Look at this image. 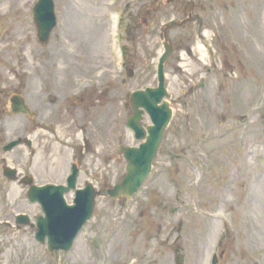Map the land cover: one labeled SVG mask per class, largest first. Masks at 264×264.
<instances>
[{
  "label": "rangeland",
  "instance_id": "374dc122",
  "mask_svg": "<svg viewBox=\"0 0 264 264\" xmlns=\"http://www.w3.org/2000/svg\"><path fill=\"white\" fill-rule=\"evenodd\" d=\"M52 1L57 24L42 43L36 0H0V264H211L214 253L216 264H264V0H194L188 23L169 30L173 117L132 199L98 197L66 253L48 252L34 225L17 227V213L35 224L42 212L27 186L2 176L7 164L29 172L28 147H2L38 133L40 159L66 164L61 136L88 126L95 147L83 158L98 165L97 188L120 181L126 163L117 147L138 144L125 127L128 95L156 86L162 25L184 18L189 2L108 0L107 9L104 0ZM107 10L118 19L111 55ZM15 93L34 121L9 111ZM50 164L36 170L40 179L59 172Z\"/></svg>",
  "mask_w": 264,
  "mask_h": 264
},
{
  "label": "water",
  "instance_id": "95a60500",
  "mask_svg": "<svg viewBox=\"0 0 264 264\" xmlns=\"http://www.w3.org/2000/svg\"><path fill=\"white\" fill-rule=\"evenodd\" d=\"M190 8L191 4L188 11H190ZM34 19L39 39L46 42L51 29L55 25L51 0L38 1L34 9ZM187 20L188 18L182 21L171 20L162 29L164 51L160 55L157 64V87H147L144 90H136L130 94L129 102L133 113L129 116L126 126L134 132V137L137 140L145 138V141L140 143L138 147L120 146L118 148L127 162L126 174L119 183L106 190V194L111 198L132 197L150 171L151 162L156 156L164 128L171 117L169 103L166 100L162 102L164 97H168L164 88L163 67L171 51L166 33L169 28L180 26ZM128 74L130 75L131 72ZM9 102L11 112L31 116L24 99L20 95H12ZM144 112L149 116L152 123V125L146 127L147 135L141 126ZM18 143H20V139L10 142L4 149L9 150ZM6 170L9 173H6ZM6 170L4 175L13 178L14 171L11 169ZM74 179L75 175L69 180L70 183L67 187L56 185L33 186L28 191L29 201L38 202L44 213V216L37 217L35 238L40 243H44L45 238H47V246L50 252L54 250L66 252L70 249L81 227L92 214L96 195L100 194L91 185H87L85 189L76 190L74 205H67L63 194L69 192L70 189H74ZM15 220L17 224H28L29 222L26 215H18Z\"/></svg>",
  "mask_w": 264,
  "mask_h": 264
},
{
  "label": "flooded vegetation",
  "instance_id": "af4514ba",
  "mask_svg": "<svg viewBox=\"0 0 264 264\" xmlns=\"http://www.w3.org/2000/svg\"><path fill=\"white\" fill-rule=\"evenodd\" d=\"M35 115L33 113L32 119L30 121H34ZM79 130V133H78ZM38 133L35 135H29L30 139V145H29V163H28V169L29 172L34 177V183L39 184H45V183H64L66 181V178L71 172L72 166L75 167L78 170L77 175V184L78 185H84L87 182H95L98 184V165L94 166L92 165L91 159H87L84 162L83 156L86 153V150L90 148L92 152H94L95 144L93 143V137L95 134H92L90 131V127H80L77 125V127H72V125L68 126L66 133H63L61 136L62 142L59 144L61 147L64 148V154H67V160L66 164L65 161L61 163V165H52L51 163V156H48V158H45L43 156V159H40V152L37 150L39 146V136H37ZM93 136V137H92ZM44 147L45 144H43L42 152L44 153ZM96 153H98V150H96ZM85 163V166H84ZM52 165V169H59L60 173V180L53 179L51 177H56L59 172L56 170L49 172L47 174L48 178H42L40 179V176L38 177V173L36 170L40 167L44 170V168ZM37 165V166H36ZM35 169V173L34 170ZM50 171V170H49ZM45 175V174H44Z\"/></svg>",
  "mask_w": 264,
  "mask_h": 264
},
{
  "label": "bare ground",
  "instance_id": "6f19581e",
  "mask_svg": "<svg viewBox=\"0 0 264 264\" xmlns=\"http://www.w3.org/2000/svg\"><path fill=\"white\" fill-rule=\"evenodd\" d=\"M105 21H106V35H107V38H108V29H107V26H108V22H107V17L105 16ZM107 47L109 48V53L111 51V47L109 45V43L107 42ZM198 49H199V52L201 53V55L204 57L205 56V51L204 49L201 47V46H198ZM202 57V58H203Z\"/></svg>",
  "mask_w": 264,
  "mask_h": 264
}]
</instances>
